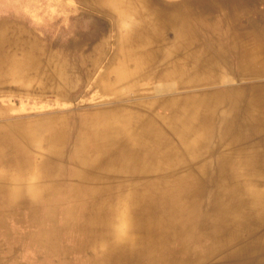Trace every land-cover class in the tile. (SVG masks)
I'll list each match as a JSON object with an SVG mask.
<instances>
[{"label":"rangeland","instance_id":"rangeland-1","mask_svg":"<svg viewBox=\"0 0 264 264\" xmlns=\"http://www.w3.org/2000/svg\"><path fill=\"white\" fill-rule=\"evenodd\" d=\"M118 1L120 10L135 4L148 13L180 4L179 21L167 15L165 40L155 48L153 64L158 69L168 65L162 59L173 45L185 46L180 52L192 56L206 53L210 66L216 63L212 59L223 53V84L202 91L198 88L192 92L195 95L221 89L232 93L238 83L248 86L255 80L253 70L238 75L236 56L240 42L252 41L253 31L264 26V0ZM109 4L110 0H0V21L14 24L18 37L35 38L39 50L44 48L75 63L80 56H90L98 49L96 70L80 91L66 97L31 92L41 82L40 76L0 79V264H113L106 250L115 244L128 245L135 237L131 212L125 206L115 210L112 200V193L127 184L123 175L97 181L83 177L82 168L76 164L72 151L78 146L79 122L114 112L121 117L145 116L151 104L184 97V90L175 85L176 78L164 82L137 77L114 83L105 92L97 87L98 79L109 69L114 74L135 71L133 64L124 62V55L118 53L119 39L134 18L128 14L125 21H117L106 9ZM1 54L2 65L13 74L15 68L9 58L20 59L19 52L7 49ZM167 57L171 55L167 53ZM89 65L86 62L87 68ZM195 68L206 70V64H194ZM257 75V80L264 82V72ZM167 86L170 92H165ZM161 112L156 109L152 114ZM53 121H60L55 122L54 129L50 127ZM51 136L57 140L50 141ZM93 148L94 144L87 142L82 151L90 155ZM12 149V154L6 153ZM193 168V164L185 166L181 175H190ZM159 194L158 206L164 202V195ZM95 215L107 219L106 226L119 236L118 243L106 237L100 221L95 224L102 235L99 239H87L86 230H79ZM195 245L192 243L193 250L200 254L203 249Z\"/></svg>","mask_w":264,"mask_h":264},{"label":"bare ground","instance_id":"bare-ground-1","mask_svg":"<svg viewBox=\"0 0 264 264\" xmlns=\"http://www.w3.org/2000/svg\"><path fill=\"white\" fill-rule=\"evenodd\" d=\"M116 16L122 21L127 18L124 12ZM136 28L140 25L132 23L118 42V53L135 71L114 74L109 69L97 87L105 92L114 83L152 75L158 80L178 79L175 85L184 90V97L153 103L145 116L121 117L114 112L79 122L78 146L72 155L82 176L101 181L109 175H123L127 182L112 193V200L115 210L125 206L131 212L135 237L130 244H115L106 253L113 264H264V152L257 156L254 149L242 147L244 128H252L254 118L248 121L241 116L238 91L192 93L217 86L220 74L216 69L174 68L168 57L163 71L141 66L142 53L131 49L146 46V41L135 35ZM22 37L14 24L0 21V79L40 76L41 82L31 92L66 97L80 91L96 70L97 48L70 63L56 53L39 50L35 38ZM7 49L20 54V59L9 58L13 74L2 65L1 53ZM169 87L165 92H170ZM156 109L162 111L160 115L152 114ZM55 122L60 124L53 121L52 129L57 127ZM55 137L50 141H56ZM87 142L94 144L90 155L82 151ZM189 164L194 166L191 174L181 175ZM160 192L164 202L158 206ZM98 221L106 237L118 243L119 236L100 215L79 230H86L87 239H99ZM192 243L203 249L200 254Z\"/></svg>","mask_w":264,"mask_h":264},{"label":"crops","instance_id":"crops-1","mask_svg":"<svg viewBox=\"0 0 264 264\" xmlns=\"http://www.w3.org/2000/svg\"><path fill=\"white\" fill-rule=\"evenodd\" d=\"M118 2V0H110V4L106 7V9L113 14L114 18L117 21V13L124 12L126 16H128V14H131L133 16L134 20L132 23H138L140 25L139 29L136 28L135 35H140L142 40L144 38V40L146 41V46L139 47L138 45H133V48L131 50H136L142 53V57L139 59L143 63H141V66L156 69L158 71L165 70L167 68V65H165L164 69H158L159 67L153 64V60L155 59L153 56L156 53L155 48L158 47V44L163 43V41L165 40V35L167 34L165 25L167 15L170 17L172 16V18L179 21L178 18H180L182 15L180 14L181 11L179 9L180 4H170L169 6H172L170 8L162 6L160 9H156L155 11H153V13H148L146 12L145 7L135 4L129 6L130 8H128L127 10H120ZM190 3L191 2H186V4L188 5ZM114 5H117L118 7H115ZM177 14L180 15L176 17ZM142 24L143 26L141 27ZM157 29L158 32H156ZM248 37H250V35ZM252 38V41L250 40L251 38H248L243 40V43L240 42L236 60L238 64V75L241 76L248 70H253V79L255 80L249 81L252 84H248V86H244L238 83L237 85H239V87L236 91L239 92V99L241 101L239 102L241 103V116L245 117L246 119L249 118L248 121L253 117L255 123L252 128H244L245 142L242 147L243 149H247L248 151L254 149V152L258 156L261 152H264V82H262L261 80H257V74H261L262 72H264V26H262L260 30L253 31ZM180 42L181 39L179 40V43ZM173 46V48L171 47L172 49L170 48L164 52L162 60L163 62H165V64L167 63V53L171 55V57L168 58L171 59V63H173L174 68H181L182 66L192 68L194 64L197 65L198 63H205L206 68L216 69L219 71L220 76L217 79V82L218 84H223V76L221 75L222 67L225 68L223 53L220 57L215 56L212 60L216 63H214L215 65L210 66L208 64L210 59L207 55H205L206 53H199L192 56L188 53L182 51L180 52V50L182 48H185V46ZM149 62L150 64H147ZM147 78H150L154 81H167L165 79L158 80L152 75H147ZM244 79V81L247 82V78ZM178 82L180 81L177 80V83Z\"/></svg>","mask_w":264,"mask_h":264}]
</instances>
